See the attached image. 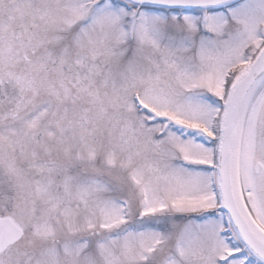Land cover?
<instances>
[{
	"label": "snow or ice",
	"instance_id": "1",
	"mask_svg": "<svg viewBox=\"0 0 264 264\" xmlns=\"http://www.w3.org/2000/svg\"><path fill=\"white\" fill-rule=\"evenodd\" d=\"M0 264H264V0H0Z\"/></svg>",
	"mask_w": 264,
	"mask_h": 264
}]
</instances>
